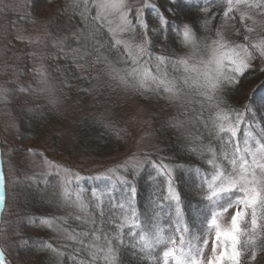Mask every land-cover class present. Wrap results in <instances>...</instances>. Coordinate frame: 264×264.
Wrapping results in <instances>:
<instances>
[{
	"label": "snow or ice",
	"instance_id": "6c2138e0",
	"mask_svg": "<svg viewBox=\"0 0 264 264\" xmlns=\"http://www.w3.org/2000/svg\"><path fill=\"white\" fill-rule=\"evenodd\" d=\"M222 4L226 5L222 25L213 32L209 28L210 20L205 18L201 25L205 35L200 34L195 22L182 11L181 0H167L166 6L141 0L138 7H134L130 0H70L68 7L72 9L73 18L78 15L82 25L75 28L70 37L56 35L47 27L35 36L25 37L17 33L14 37L27 44L50 40L51 47L57 49L56 59L70 55L74 68L85 74L81 77L83 79L100 80L102 74L112 86L139 95L151 93L170 105L178 106L186 116L189 112L195 113L194 117H189L190 122L203 120L205 128L219 141L218 148L209 144L201 149L202 154L208 157L209 170L203 176L197 170V190L206 202L207 214H201L203 218L194 231L182 211L173 167L163 161H151L157 176L166 177L164 200L175 205V227L171 235L155 222L146 224L134 206L136 188L130 183L129 176L139 172L149 162L147 159L133 157L131 161L109 168L107 173L95 177L129 189L125 203L112 205L122 213L112 236L100 234L95 228L91 203L85 200L83 189L70 187L73 180L79 182L83 177L79 173L73 174L69 168H62L65 178L61 183L60 199L82 214L75 216L77 221L91 225V228L81 232L70 231L55 219H41L39 223L88 248L89 264H119L116 244L123 245L125 226L136 240L133 247L146 255L164 245L163 264H205L204 251L209 243L211 254L206 264H254L258 254L264 251V128L257 130L249 124L240 135L246 114L264 110V91H261L264 81L244 93V100L239 105L243 111L229 106L225 100L226 94L242 88L246 74L257 68V59L260 60L258 70L264 73V0H222ZM148 7L155 13V30L164 32L167 29L177 37L176 52L154 53L149 36L151 29L143 18V9ZM10 8L6 0H0V13L7 14ZM202 11L206 17L209 15L208 8ZM236 14L239 15L240 27H236ZM215 15L211 13L212 18ZM229 23L236 36L242 35V40L227 35ZM13 25L14 22L10 21L5 26V34ZM253 33H256L255 37ZM73 41L76 47H70ZM31 55L39 54L32 52ZM111 55L117 59H111ZM93 70H97V75L89 76ZM34 71L39 77V89L22 85L18 80L5 81L0 84V103H8L17 92L27 96L40 91L47 92L49 102L55 105L57 100L49 83L48 69L41 64ZM205 111L208 112L207 119L203 116ZM183 125L184 121L179 119L172 122L173 127ZM28 151L32 152V149ZM44 163L50 168L61 169L60 165H54L47 159ZM2 165L3 160L0 159V211L5 206L7 195V177ZM105 194L96 188L91 190L101 217L104 216ZM230 209L234 211L225 227L220 220ZM213 231L214 236L209 241L205 234ZM89 237L90 242L85 243ZM40 244L54 258L64 255L53 242L41 241ZM0 264H7L2 247Z\"/></svg>",
	"mask_w": 264,
	"mask_h": 264
},
{
	"label": "rangeland",
	"instance_id": "374dc122",
	"mask_svg": "<svg viewBox=\"0 0 264 264\" xmlns=\"http://www.w3.org/2000/svg\"><path fill=\"white\" fill-rule=\"evenodd\" d=\"M199 1L197 0V2ZM6 2L11 5V8L7 14L0 13V84H3L5 81L18 80L22 85H31L33 88L39 89L41 85L38 82L39 77L34 69L43 64L48 69L49 83L54 90L57 100V103L53 105L49 102L50 97L47 92L34 91L27 96L17 92L14 96L10 97L8 103H0V125L4 139L2 145L4 150L3 157L6 163L8 179L6 192L8 191L9 195L8 215L1 227V234L3 236L5 251L9 254L12 264H32L38 258H43L41 255L38 256L37 251H34L43 247L41 244L23 240V236L26 234L25 239L33 237L36 232L33 229H28L27 225H36L39 221L36 218H30L20 208H22V203H26L35 194L40 195L42 192L44 193V191L47 192L51 189L47 187L51 183V180L48 176L42 175L48 174L51 171L59 172L64 176L62 168H69L73 174L79 173L83 178L87 177L88 181H91L88 183L93 182L98 191L107 193L103 199L112 197L118 203H125L127 198L126 192H129L126 186L116 183L109 184L107 180H98L95 177L107 173L109 168H115L126 161H131L133 157L149 160L158 156L163 163H167L173 167L172 164L168 163L170 162V158L164 153L162 145L166 141L164 132L175 143H178L180 147L184 146L189 154L195 158L199 157L206 162L208 157L202 154L201 149L207 146V144L201 143L198 140V135H195L198 132L205 136L198 129L205 130L206 128L203 120H198L195 123L190 122L189 117H194L195 113L189 112L186 116L178 106L170 105L165 100L157 98L151 93L146 96L139 95L131 90L112 86L102 74L100 80H85L81 78L85 74L74 68L70 55H62V58L56 59L57 49L51 47L50 40L41 44H27L26 42L14 39L17 33L25 37L29 35L35 36L45 27L56 35L70 37L75 28L82 26L79 24L80 17L78 15L74 17L77 21L72 22L68 20L73 17L72 9L68 7L70 0H6ZM156 2L163 6L160 0H156ZM130 3L134 7H138L141 0H130ZM243 10L244 8L241 6V11ZM236 18H238L236 27H240L238 14H236ZM10 21L14 22V25L5 34V26ZM222 23L223 13L215 29L220 27ZM195 25L198 29H201L197 24ZM152 33L154 37L159 35L157 31H152ZM226 33L232 39L242 40V35H235V29L231 23L226 26ZM252 35L255 37L256 33ZM76 46L74 41L70 44V47ZM163 46L164 44L159 46L157 50L159 54ZM166 50L170 52L168 48ZM32 52H37L39 55L33 56L31 55ZM65 52L67 53V49ZM115 58L112 59L116 60L117 58ZM100 67L103 66L101 65ZM58 68L60 71H57ZM73 71L78 72V77H76ZM90 74L89 76L97 75V70H93ZM65 89L70 94L65 95L63 93ZM261 91H264V89ZM41 110L52 112L56 116V119L60 118L62 122L61 126H57L52 121L51 124L53 126H49L41 134V137L37 139L33 134L31 123L32 119ZM204 113H206L204 119H207L208 112L205 111ZM252 114L254 115L253 112ZM256 115L255 113L254 117L256 121L253 122L252 126H257V128L262 126L264 128V110L260 111L259 117ZM174 119L184 121L183 127H173L172 122ZM84 121H89L91 125L94 124L100 127L97 135L107 130L115 132L116 134L112 135L119 141L118 149L110 152V156H107L106 154L108 153H102L101 155L92 147H89L86 150L87 152L80 148L77 145L78 136L73 126ZM246 127H241V136ZM97 135L96 137H98ZM53 138L59 142V149L55 148L52 142H49L53 141ZM108 140H111L110 137H104L103 140L99 138L98 144ZM28 149H32V152H29ZM45 159L51 161L54 165H60L61 169L50 168L44 163ZM181 170L184 173L183 183L185 186L190 187L191 184L194 185V182L199 181L196 172L193 170H189L188 168H181ZM140 171H145L142 174L146 175V177L149 174L148 171L147 174L145 168H142ZM140 171L136 173V176L133 175L135 181L140 177ZM163 178L161 176V179ZM162 182L166 185L164 180H159L158 182L154 178H148L147 189H145L147 196L144 204L145 208L143 207L144 209H142V218L146 219L147 223L155 222L156 225L159 217L165 214V210L158 208V205L156 206L157 197L155 196L157 186H161ZM61 183L62 181L56 184L59 190V206L57 208L59 210L65 209L66 211L63 214L66 217L72 218L75 221V226L79 227L82 223L77 221L75 216L82 214L61 201L59 196ZM91 201L93 205L90 208V212L94 215L95 220H99V210L96 208L94 201ZM172 205L175 207L174 203ZM188 206H190L188 209L194 218L192 227L195 230L199 226L198 221L202 216L201 214L206 213V210L204 212L203 208L197 210L195 206ZM233 211L234 209H230L221 218L220 222L223 226L229 225ZM33 221H36V223H33ZM100 222L101 220L97 227L99 233H106L109 236L115 235L114 226H109L103 232L100 231ZM90 228L91 225H85L84 227L85 230ZM70 229L73 230L75 227L72 226ZM77 231L79 232V230ZM51 234L57 235V232L53 230ZM205 235L211 241L214 231ZM58 239L60 240L59 243L66 250H69V246L71 248L72 245L75 247L81 245L76 241L67 243L65 242L67 239L61 235ZM86 240L89 243L91 238L89 237ZM135 243V241H124L126 247H131L134 252L138 250V248L133 247ZM120 246L117 243L118 249ZM70 250L73 255L78 254V250ZM87 250L86 254L90 256L89 249L87 248ZM210 254L211 243L208 244L204 251L205 264ZM47 255L51 259L50 264L58 262V259L54 258L50 252ZM161 258L163 264L162 253ZM70 260L74 262V258L71 257Z\"/></svg>",
	"mask_w": 264,
	"mask_h": 264
},
{
	"label": "trees",
	"instance_id": "16d2710c",
	"mask_svg": "<svg viewBox=\"0 0 264 264\" xmlns=\"http://www.w3.org/2000/svg\"><path fill=\"white\" fill-rule=\"evenodd\" d=\"M154 1L152 2V0H150L151 3H157L156 0ZM160 2L163 6H166L167 4V0H160ZM225 6L226 5L222 4V0H200L199 2H197V0H181L182 11L185 14H187L195 22V24L198 25L199 28L201 27L203 20L205 18H208L210 20L209 28L212 30H215L216 24L221 19ZM204 8L209 9V15L207 17L205 13L202 11V9ZM211 13L216 14L215 18L211 17ZM143 18L147 20L149 27L151 29L149 32V36L151 38L153 51L155 54H159L157 50L159 49V46L161 44H164L161 53L171 54L178 50L177 37L174 35V33H169L167 29H165L164 32H159V35L154 37L152 31H156L155 28L157 25L155 21V13L152 11L150 7L143 9ZM68 20L72 22L77 21L73 17L69 18ZM236 20L238 21V18H236ZM200 33L201 35H205V31L202 28L200 29ZM166 36L167 38H165ZM167 48L170 52L166 50ZM115 57H116L115 55L110 56L111 59ZM255 64L257 65V68L246 74L243 80L242 88L239 91L228 93L225 96V100L227 101L228 105L231 107L237 108L239 111H243L242 108H239V105L241 103V100H244V93L250 92L258 84L264 81V73H260L258 70V67L260 66V60L257 59L255 61ZM74 73L76 77H78V72L75 71ZM88 75H91V74L88 73ZM73 84L75 85V83ZM73 84L71 85L73 86ZM63 93L65 95H67L68 93L70 94V92L67 89H65ZM253 113L254 115L256 113L257 117L260 116V111L253 112ZM205 115L206 113H204L203 116ZM254 115L252 114V112L246 114L245 122L241 127H246L248 126V124L252 125L253 122L256 121ZM52 121L53 123H55V125L61 126L62 121L60 120V118L56 119V116L50 111L41 110L39 113L36 114V116L32 119L31 124H32V130L34 132L33 134L37 137V139L41 137V134H43V132L46 131L49 126H53V124H51ZM253 127L257 130L262 128V126H259V128H257V126H253ZM73 129L76 130V133L78 136L77 145H79V147L84 149L85 151L88 150L89 147H92L94 150H97V152H99L101 155L102 153L103 154L108 153L106 155L110 156L109 154L110 152L118 149L119 141L118 139L114 138L112 135L115 132L107 130L97 135L98 132L100 131V127L98 125L95 126L94 124L91 125L89 121L81 122L77 124L76 126H73ZM198 130L201 131V133L203 132L205 135L203 136L200 133L196 132L195 135H198L197 136L198 140L201 141V143H204L207 145L212 144L213 146H216L217 148L219 147V141L215 138L214 135H211L209 133L207 128L205 130L201 128ZM96 135L98 137H96ZM164 135L166 137V141H164L162 144L164 148V153L170 158V162H168L167 160L166 161L172 164L174 167L173 168L174 169V183L179 193L181 194L182 211L185 214V219L187 223L189 224V226L192 227L194 224L193 223L194 218L189 212L188 207L190 206L188 205L195 206L197 210L203 208L204 212L206 210V213L204 214H207V208H205L206 202L201 199L200 194L198 193L197 184L199 181L194 182V185L191 184L190 187H187L184 185L183 183L184 173L181 170V168H188L189 170H193L196 173H197V170H199L200 175L203 176L204 173L209 170V166L201 158L199 157L195 158L193 155L189 154L186 151L184 146L180 147L178 143H175V141H173L172 138L169 137V135L167 136L165 132H164ZM104 137L106 138L110 137L111 140L103 141L102 143L98 144V139L101 138L103 140ZM3 142H4V139H3L1 125H0V153L2 154L4 153L3 146H2ZM49 142H52V144H54L53 146L59 149L60 144L57 141V139L53 138V141L51 140ZM0 157L3 160L2 168L7 177L5 159L3 155ZM148 161L149 162L146 163L145 166L143 167V169L145 168L146 172L147 171L149 172V174L147 172L148 174L147 177L146 175L142 174L145 171H140L141 172L139 173L140 177H138L136 181L133 179V175L129 176L130 183L132 184V186L136 188V197L134 200V206L136 207L141 220H143L146 224H147V220L142 218V214H143L142 209L145 208L144 204H145V200L147 197L145 189H147L146 185H147L148 178L149 177L150 179L154 178L158 182L159 180H162V181L164 180L166 182L165 177L161 179V176H157L156 171L151 166V161L160 163L162 161L161 158H158V156H156V157H153L152 159H149ZM42 176H48V178L51 180V183L47 186L48 188H51L49 190L50 192L44 191V193L42 192L40 195L35 194L34 196H32V198L26 201V203L24 204L22 203V208L20 209H23V211L27 215H29L30 218H36L38 219V221H40L41 219H55L58 224L62 225L63 227L69 230H71L70 228L73 226L75 227L76 231L77 230H79V232L84 231L85 230L84 224H80L79 227L75 226L74 224L75 221L72 220V218L66 217L63 214L65 213L66 210L65 209L59 210L57 208L59 206V202H58L59 190L57 189L56 184L62 181L65 177L62 176L60 173L58 174V172H51V171H49L48 174H45ZM88 182H91V181H88L87 177H84L79 182H76L75 180H73L70 187L73 189H83L84 198L86 201L91 203V207H92L93 202L91 200H93V198L91 196V190L93 188L97 189V187L93 184V182L92 183H88ZM6 185H8V179H7ZM165 189H166V185L164 182H162L161 186H157V190L155 193V196L157 197L156 206L158 205V208H160L161 210H165V214L159 217L156 226L162 227L163 229L167 230V232H169V227L171 226V224H169L168 218H169L170 213H172L173 215L172 217H174L175 207L172 205L173 203L164 200V195L166 194ZM126 196L127 197L129 196V192H126ZM103 200H104V204H103L104 216L103 217L100 216L99 220L97 219L98 221L96 220V224H95V228L97 229V227L99 226V221L101 220L100 231L102 232L104 230H107L109 226L115 227V225L120 222V218L122 216V213L120 212L118 207L115 209H113L112 207L113 204H119L116 201V199H113L112 197L107 199L106 197ZM8 203H9V195L7 191L6 203L0 215V247H2L4 251H5V248H4V242L2 239L3 236L1 234V231H2L1 227L5 219H7L8 205H9ZM202 218L203 216L200 217L198 223L200 222ZM64 221H67V223L65 224ZM27 227L28 229H33V231H35L36 234L33 237L32 236L31 238L27 237L26 239H25L26 237L25 236L26 234H25L23 236V240L27 242H31V243H36V244H40L41 241H44L46 243L53 242L54 246L59 248L60 251L64 253L63 256L55 257L56 259H58V262H56V264H89L90 256L86 254V252L88 251L86 247H83L82 245H78L77 247H75L72 245L71 248L69 246V250H66L63 248V245L59 243L60 240L58 239V237L60 236V234L58 233L57 235L51 234L53 229H49L46 226H41L40 223L36 225L28 224ZM130 231L131 230L127 226H125L123 230L124 241L128 240L130 242L131 241L136 242V240H134L129 234ZM65 242L69 243L71 242V240L70 241L66 240ZM85 243H88L87 240H85ZM116 247H117V244H116ZM70 249L78 250V254L73 255ZM34 251H37L38 256L41 255L43 256V258H38L36 262L32 264H50L51 259L47 255L48 251H45L44 248H38V250L35 249ZM5 254H6L7 264H12V262L10 261V256L7 253V251H5ZM71 257L74 258V262L70 260ZM47 258L49 259L47 260ZM118 262L119 264H162L161 248H156L151 253V255H146L140 252L139 249L136 252H134L131 247L127 248L126 245L124 244V245H121L120 248L118 249ZM99 264H102V262H99ZM256 264H264V251L260 252V255L257 256Z\"/></svg>",
	"mask_w": 264,
	"mask_h": 264
}]
</instances>
